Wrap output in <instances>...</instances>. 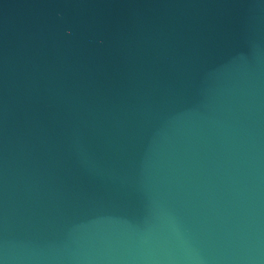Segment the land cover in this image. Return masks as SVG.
<instances>
[{
	"label": "water",
	"instance_id": "obj_1",
	"mask_svg": "<svg viewBox=\"0 0 264 264\" xmlns=\"http://www.w3.org/2000/svg\"><path fill=\"white\" fill-rule=\"evenodd\" d=\"M0 264H264V0H0Z\"/></svg>",
	"mask_w": 264,
	"mask_h": 264
}]
</instances>
